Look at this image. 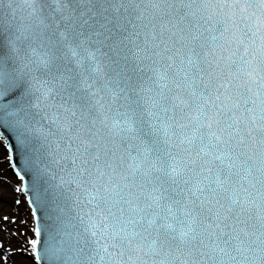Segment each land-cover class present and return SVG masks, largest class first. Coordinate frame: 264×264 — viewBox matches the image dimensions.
Wrapping results in <instances>:
<instances>
[{
  "label": "snow or ice",
  "instance_id": "1",
  "mask_svg": "<svg viewBox=\"0 0 264 264\" xmlns=\"http://www.w3.org/2000/svg\"><path fill=\"white\" fill-rule=\"evenodd\" d=\"M0 149L32 264H264V0H0Z\"/></svg>",
  "mask_w": 264,
  "mask_h": 264
},
{
  "label": "rangeland",
  "instance_id": "2",
  "mask_svg": "<svg viewBox=\"0 0 264 264\" xmlns=\"http://www.w3.org/2000/svg\"><path fill=\"white\" fill-rule=\"evenodd\" d=\"M5 153L3 149H0V172L6 175V178L10 181L14 187L19 183L14 173L8 168L7 162L4 159ZM14 201L19 199L21 202L18 204L19 211L11 214L10 218H14L16 224L11 226V231L14 232L15 238H9L7 235L0 236V245L4 252L2 253L1 263L3 264H32V261L27 255H21L24 249L27 247V240L32 238L31 228L33 227V220L30 215V208L26 203V198L16 193V197L12 198ZM10 250V251H9ZM9 253L7 261L4 260V254Z\"/></svg>",
  "mask_w": 264,
  "mask_h": 264
},
{
  "label": "bare ground",
  "instance_id": "3",
  "mask_svg": "<svg viewBox=\"0 0 264 264\" xmlns=\"http://www.w3.org/2000/svg\"><path fill=\"white\" fill-rule=\"evenodd\" d=\"M8 180L6 178V175H4L2 172H0V181ZM16 197V193L14 191V187L9 184H0V236L7 235V237L15 238L14 232L9 230L11 229V226L16 224L14 218H10L11 214L14 212L19 211L20 207H18V204L14 199ZM7 217V219H5ZM4 251L0 248V261L2 257V253ZM0 264H3L0 262Z\"/></svg>",
  "mask_w": 264,
  "mask_h": 264
}]
</instances>
